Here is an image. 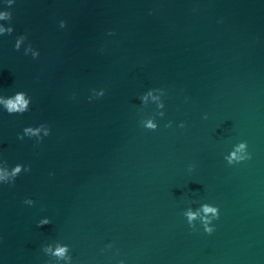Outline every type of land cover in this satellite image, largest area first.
Here are the masks:
<instances>
[{"label": "water", "instance_id": "obj_1", "mask_svg": "<svg viewBox=\"0 0 264 264\" xmlns=\"http://www.w3.org/2000/svg\"><path fill=\"white\" fill-rule=\"evenodd\" d=\"M5 10L0 97L31 99L20 113L0 104V163L29 169L0 182V264H264V0ZM152 87L160 99L142 100ZM40 124L47 134L18 136ZM240 140L251 155L229 164ZM203 203L220 209L211 233L182 215ZM57 242L70 260L42 251Z\"/></svg>", "mask_w": 264, "mask_h": 264}, {"label": "clouds", "instance_id": "obj_2", "mask_svg": "<svg viewBox=\"0 0 264 264\" xmlns=\"http://www.w3.org/2000/svg\"><path fill=\"white\" fill-rule=\"evenodd\" d=\"M12 0H9V3H11ZM10 17V13L8 11H0V19H8ZM61 25H64V21H61ZM12 29L10 27H5L3 24H0V33L3 32H10ZM115 30L114 29H108V34L111 35ZM24 39L23 36H21L14 47H19L20 40ZM31 47V46H29ZM27 51V49H26ZM37 53L34 51L33 55L35 56ZM164 91L163 87H152L149 88L146 93L141 97L142 100H147L149 96L152 97L153 100H159V95H153V93H161ZM74 95V94H73ZM100 95V94H97ZM31 97H28L24 91H19L14 94V96L11 97H0V104H3L5 110L8 113H20L24 112L28 109L29 100ZM89 100H92L93 97L89 96ZM188 97H185V100H187ZM163 107V104L160 105ZM160 115H163V113H160ZM207 113H204V116H206ZM172 125V121H167L165 124V127H170ZM185 121L181 120L179 121L178 126L184 127ZM141 126L148 129H156L159 124L155 122L154 118H149L146 121H141ZM43 128L45 134L48 133L49 128L46 127L44 124H40L39 126L33 127L31 125L24 126L23 132L18 133V136L22 139L24 134H28L29 136L36 135L40 132V130ZM250 152L248 151V142L246 140H240L237 143H235L230 151L224 155V159L229 164H234L239 161H243L250 157ZM195 165L190 163L188 167H194ZM26 172L29 169L22 164H15V166H9L6 162L0 163V182L3 183H14L15 179L17 177V174L21 172V169ZM52 173H49L51 175ZM23 203L26 205H31L34 203L33 199L29 196L24 197ZM220 214L219 206L216 204H209V203H203L201 204L200 208L196 211H192L191 209H188L186 211H182V215L186 217V221L188 225L195 230L197 228V222H199V225L202 226L203 231L207 233H211L214 231L215 224L213 223ZM51 221L48 217H44L37 221V225H44L48 224ZM106 247L111 248L112 245L108 244ZM42 251L46 253H51L52 256H55L59 259L63 260H70L71 256L69 254V245L68 244H62L57 242L55 244V247H53L52 244L42 245L41 246ZM45 264H51L50 259L45 261ZM118 264H125L124 260H119Z\"/></svg>", "mask_w": 264, "mask_h": 264}]
</instances>
